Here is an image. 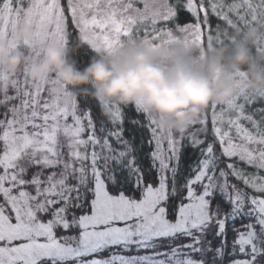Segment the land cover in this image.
<instances>
[{
  "label": "snow or ice",
  "instance_id": "1",
  "mask_svg": "<svg viewBox=\"0 0 264 264\" xmlns=\"http://www.w3.org/2000/svg\"><path fill=\"white\" fill-rule=\"evenodd\" d=\"M22 22L42 29L32 43ZM262 24L264 0H0V43L30 60L139 44L195 63ZM232 79L229 100L165 130L141 100L66 107L55 74L0 69V264H264V89Z\"/></svg>",
  "mask_w": 264,
  "mask_h": 264
},
{
  "label": "clouds",
  "instance_id": "2",
  "mask_svg": "<svg viewBox=\"0 0 264 264\" xmlns=\"http://www.w3.org/2000/svg\"><path fill=\"white\" fill-rule=\"evenodd\" d=\"M37 31L34 25L22 23L15 38L32 43ZM262 35L264 26L253 27L245 34L246 43L215 48L195 63L190 54L177 51L165 58L159 51L136 44L125 46L115 57L95 54L83 68L66 48L48 43L41 46L43 57L27 71L35 82L55 74L64 87L49 81L48 91L60 97L63 106H70L80 95L118 105L141 100L143 109L156 117L161 128L181 129L210 103L229 100L236 91L232 76L238 72H246L251 90L264 89V57L254 56L250 48ZM26 61L24 51L9 54L6 44L0 43V65H6L9 79ZM66 89L71 94L66 95Z\"/></svg>",
  "mask_w": 264,
  "mask_h": 264
},
{
  "label": "trees",
  "instance_id": "3",
  "mask_svg": "<svg viewBox=\"0 0 264 264\" xmlns=\"http://www.w3.org/2000/svg\"><path fill=\"white\" fill-rule=\"evenodd\" d=\"M189 20H191V17L188 16L187 13H181L180 15V23H185V22H188ZM261 26H264V24L262 25H259V26H252V27H249L242 35H237L235 37V42L230 44V45H225L229 48L235 46L237 43H246V39H245V34L247 33V31L253 27H257V28H260ZM261 40H264V35H262L257 41H261ZM257 41L254 43V44H251L250 45V48H251V51H252V47L257 43ZM225 46H222V47H225ZM219 48V47H217ZM67 49V52L69 54V57L71 59H74L77 61V66L80 67V68H83L84 66L87 65V63L89 62V59L91 57L89 56H85L84 53L87 52V49H82V50H79L80 51V55L78 57H76V55L74 54L75 52L78 51V48L76 46H73L72 48H66ZM26 57H27V52H24ZM253 53V51H252ZM254 56H257V57H264V56H260V55H255L253 53ZM22 67V65H21Z\"/></svg>",
  "mask_w": 264,
  "mask_h": 264
},
{
  "label": "rangeland",
  "instance_id": "4",
  "mask_svg": "<svg viewBox=\"0 0 264 264\" xmlns=\"http://www.w3.org/2000/svg\"><path fill=\"white\" fill-rule=\"evenodd\" d=\"M22 23H24V24H29V25H34L35 26V24L34 23H30V22H22ZM22 23H20V24H22ZM19 24V25H20ZM35 28L38 30L37 31V33L41 30V29H38L36 26H35ZM16 31H17V29H16ZM16 31H15V35H16ZM16 39V38H15ZM18 41V40H17ZM6 44V43H5ZM6 46H7V44H6ZM7 48L9 49V54H11L12 52H14L15 50H17V49H19V50H22V51H24V52H26V49L25 48H23V47H21V48H16V49H10L8 46H7ZM43 57V52H42V55H41V57L38 59V60H30L29 59V56H28V54H27V61L24 63V64H22V67L20 68V70L19 71H17V73L16 74H18L19 72H21L22 70H24V69H26L27 70V68H28V66L31 64V63H33V62H38L41 58ZM0 69H3V71L6 73V65H0ZM27 73H28V71H27ZM239 73V72H238ZM15 74V75H16ZM6 75H7V73H6ZM14 75V76H15ZM8 76V75H7ZM13 76V77H14ZM9 77V76H8ZM247 78H248V76H247ZM234 82V81H233ZM235 84V83H234ZM248 87H249V80H248ZM235 88H236V85H235ZM249 89H250V87H249ZM251 90V89H250ZM258 90V89H257ZM251 91H253V90H251ZM256 91V90H255Z\"/></svg>",
  "mask_w": 264,
  "mask_h": 264
}]
</instances>
